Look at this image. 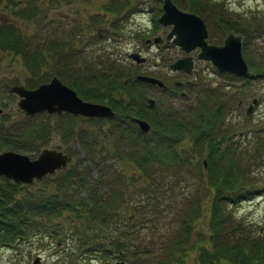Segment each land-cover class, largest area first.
<instances>
[{"label":"rangeland","instance_id":"rangeland-1","mask_svg":"<svg viewBox=\"0 0 264 264\" xmlns=\"http://www.w3.org/2000/svg\"><path fill=\"white\" fill-rule=\"evenodd\" d=\"M196 1L198 4L194 0H173L181 9L195 12L203 17L208 29L209 42L221 44L228 33L240 34L242 54L250 73L260 74L259 70L264 68V0H251L250 4L248 0ZM16 2H20V5H15ZM29 4H43L47 7L38 11L36 19L16 16L12 11L16 6L30 7ZM162 4L163 0H123L115 7L111 5L110 0H0V23L15 24L24 34L29 36L31 33L37 39L49 38L63 43L64 51L68 55L69 50H74L76 69H80L85 62L94 63L102 60L103 58L98 57V54L110 55L105 57H109L110 61H114L117 65L112 70L115 72L114 78L119 75L118 77L125 79L126 82L119 85L121 91L114 95L123 105L108 101L106 97L101 98L98 94L89 95L88 86L95 85V81H99L96 76L103 70L93 69L96 72L94 79H86L83 76L80 80L71 72H63L64 78L60 79L74 88L83 99L111 105L119 116L126 113L127 116L134 114L146 119L150 123L149 133L157 130L154 122L158 119L166 121L171 115H176L177 118L182 117L181 121H187L201 114L205 108L209 111V115L217 110L223 128L226 127L233 137L225 141L227 146L225 151H219L223 159H219L222 166L218 173L229 169L233 157L237 162L234 170L236 173H226L230 178L228 182L233 179L235 181L236 176L241 174L242 177L239 176L238 179L239 185L243 186L242 190L231 196L232 187L226 182L223 186L226 198L223 196V200L221 199L220 208L224 213L231 214L237 223L238 226L231 227V230L235 232L239 241L242 240L246 253L256 254L260 250L264 254V156L260 157L256 154L249 158L251 155L247 153V149L253 150L254 146L262 142L257 140L264 136L263 131H260L261 136L258 139L252 137L264 124V76L250 79L231 72H221L211 61L199 60L196 55L193 67L197 73L187 74L182 70L171 69L169 64L181 56L182 52L179 46L165 40L171 25H162L158 22V17L162 13ZM222 15L233 18L235 27L239 26L240 29L222 27L219 21ZM112 22L117 23L118 29L104 31L103 28L111 25ZM71 28L78 29L83 34L77 38L72 37L69 33ZM93 28H101L103 36L95 37ZM155 36H161L164 40L155 42L153 40ZM147 38L151 41L147 42ZM131 52H139L145 60L138 63L129 56ZM32 71L23 66L19 54L10 50H0V108H2L0 121L1 117L6 119V122L1 124L2 131L4 134L19 136L15 140L17 148L11 149L24 152L33 158L41 148L59 145L68 154L72 151L76 155L77 151H80V155L83 156L77 138L82 130L92 136L97 135L100 140L110 139L112 146L109 149L114 154L129 148L128 145L114 143L117 139L113 129L116 123L112 118L89 119L88 116L79 114L46 111L25 115L17 105L19 96L8 91V87L11 84L33 87L26 84V77ZM137 73L157 76L168 85L175 79L194 80V85L182 86L187 92L186 97L170 96L156 86L135 80ZM48 77L50 79L51 75ZM13 80L16 82H12ZM71 81H74L75 85H71ZM150 96L155 99L153 108L146 105V98ZM254 96L258 101L251 107L250 114L246 115V109ZM140 104L143 105V109L139 108ZM127 105L133 110L130 111ZM168 123L172 122L168 121ZM123 125L125 124H122V127ZM190 142L187 135L183 140L178 141L176 147L181 149ZM204 157L203 154L200 160L194 163L192 166L194 168L184 169L189 178L181 182L183 186L181 199L186 200L192 195L201 197L203 211L194 224L198 228L197 237L201 239L204 237L205 244H208L207 235L210 234L212 227L210 221V214L213 211L212 195L215 192L207 184L211 182L212 172L215 176V169L213 164L211 168L208 167L207 160H205L206 167L203 166L201 169L203 159L206 158ZM112 159L115 164L121 162L116 159V155L109 161ZM122 166L125 175L134 171L132 164L122 163ZM108 176L115 181L116 177L113 173L109 172ZM250 178L254 179L253 182H250ZM67 214L70 215L69 212ZM171 217L170 221H172ZM64 225L70 226L69 217L64 220L63 227ZM149 230V228L145 230L144 236L147 245L148 238L152 237L158 241L157 244H160L159 237L165 233L152 230L153 233L148 234ZM192 234L194 232H190L189 236ZM63 239V242H58L57 234L36 233L24 240L18 239L9 244H0V264H35V259H37L36 264H115L114 259L110 260L108 255H103L98 250L93 253H81L82 250L78 251L79 249L75 248L73 237ZM196 240L198 238L189 242L185 258L178 264H201L196 261V257L199 258L198 246L197 248L194 246L203 240L199 243ZM209 248L212 249L211 246ZM201 258L205 259L203 256ZM214 262L213 264H224L226 261L221 259ZM256 263L260 264L264 261H255L254 264Z\"/></svg>","mask_w":264,"mask_h":264},{"label":"trees","instance_id":"trees-1","mask_svg":"<svg viewBox=\"0 0 264 264\" xmlns=\"http://www.w3.org/2000/svg\"><path fill=\"white\" fill-rule=\"evenodd\" d=\"M110 1L112 6L117 7L123 0ZM18 4L20 5V2L15 3ZM43 4H29L30 7L16 6L12 11L16 16L36 19L38 11L47 7ZM219 21L222 27H226L225 29L227 26L240 29L239 26L235 27V20L228 16L222 15ZM114 23L103 30L107 32L117 30V23ZM93 29L95 37L103 36L101 28L94 31ZM69 33L76 38L83 34L75 28H71ZM53 40L37 39L31 33L29 36L24 34L15 24L0 23V50H10L19 54L23 66L33 70L26 77L27 85L35 86L48 81L50 75L63 79V72H71L80 80L83 76L86 79H94L96 72L93 69L103 70L96 76L99 81L88 86L89 95L98 94L101 98L106 97L108 101L123 105L114 95L121 91L119 85L126 82L125 79H120L119 75L114 78L115 72L112 70L117 65L110 61L109 57L106 58L110 55L98 54L103 61L85 62L80 69H76L74 47L73 51L69 50L68 55L64 51L63 43ZM95 57L97 59V56ZM259 71L261 76H264V68ZM74 83L71 81V85H75ZM208 113L205 108L201 114L187 121H181L182 117L177 118L176 115H171L166 121L158 119L154 122L157 130L150 133L139 131L140 129L135 128L131 121L119 118L116 114L112 117L116 123L113 127L117 137L114 143L128 145L129 148H123L124 150L114 154L109 149L112 146L110 139L100 140L97 135L92 136L82 130L77 138L83 156L80 155V151H77L76 155L70 151L66 168L44 175L31 183L15 182L0 176V244L24 240L36 233L57 234L58 242H63V238L73 237L74 246L79 249L78 251L82 250L81 253H93L98 250L103 255H108L110 260L114 259V262L178 264L184 260L189 242L198 238L197 243L203 240L194 246V248L198 246L199 250V258L196 257L198 263L213 264L214 261L221 259L231 261L230 263L233 261V264H254L255 261H264V254L260 250L256 254L246 253L242 240L239 241L235 232L231 230V227L238 226L237 223L231 214L221 211L219 203L223 196L225 197L224 184L227 182V185L232 187L231 196L236 195L243 186L239 185L238 177L241 174L236 176L235 181L233 179L228 182L230 178L226 173H236L234 170L237 162L233 157L229 169L218 173L222 166L219 159H223L219 151H225L227 148L225 141L233 137L226 127L223 128L217 110L210 115ZM2 118L0 151L3 147L17 148L15 140L19 136L3 133L1 124L5 123L6 119ZM122 124L125 125L122 127ZM256 131L252 137L258 139L261 136L260 131L264 133V124ZM187 135L191 141L189 145L177 149L178 141ZM257 141L262 142L254 146L253 150L247 149V153L251 155L249 158L256 154L264 156V136ZM203 154L206 158L203 159L201 169L203 166L206 167L204 160H207L208 167L211 168L213 164L215 169V176L212 172L211 182L207 184L215 192L212 195L213 211L210 214L212 227L209 236L207 235L208 244H205L204 237L202 239L197 237L198 228L194 224L203 211L201 197L192 195L186 200L181 199L183 196L181 182L189 178L184 169H191ZM114 155L119 162L121 161L120 163H113V159L109 161ZM122 163L132 164L134 171L125 175ZM109 172L115 175V181L110 179ZM253 180L250 178V182ZM170 216L172 221L169 219ZM67 217L70 219V226L63 227ZM148 228L150 229L148 234L153 231L165 233L159 237L160 244L152 237L148 238L147 245L144 236ZM190 232L194 234L189 236ZM202 256L205 259L201 258Z\"/></svg>","mask_w":264,"mask_h":264},{"label":"water","instance_id":"water-1","mask_svg":"<svg viewBox=\"0 0 264 264\" xmlns=\"http://www.w3.org/2000/svg\"><path fill=\"white\" fill-rule=\"evenodd\" d=\"M158 22L162 25H171L166 38L180 46L186 53L172 61L169 64L170 68L191 72L193 58L189 52L199 47L198 57L211 61L219 71L232 72L237 75L249 74L247 61L242 54V36L240 34L228 33L221 44L208 42V30L203 18L195 12L181 9L173 0H163L162 13L158 17ZM153 40L160 42L162 39L161 36H155ZM146 41L150 42L151 39L148 38ZM129 56L138 63L145 60V57L139 52H131ZM136 78L159 86L165 85L163 80L149 74L138 73ZM8 91L19 96L17 105L26 115L41 111L48 113L70 112L90 117H111L114 115V110L110 105L83 99L74 88L65 84L56 75L35 87L11 84ZM254 101L256 98H253ZM154 105L155 99L149 97L148 106L153 107ZM251 107L252 103L248 105L247 113H250ZM1 110L0 108V112ZM133 119L142 131H149L150 124L147 120L138 117H133ZM68 161V153L59 145L43 147L33 158L24 152L4 149L0 151V176L11 178L16 182L30 183L34 179L66 168ZM36 262L37 259H35V264ZM117 264H125V262L118 261ZM224 264L231 263L225 262Z\"/></svg>","mask_w":264,"mask_h":264},{"label":"flooded vegetation","instance_id":"flooded-vegetation-1","mask_svg":"<svg viewBox=\"0 0 264 264\" xmlns=\"http://www.w3.org/2000/svg\"><path fill=\"white\" fill-rule=\"evenodd\" d=\"M203 18V17H202ZM204 20V19H203ZM205 21V20H204ZM205 24H206V22H205ZM206 27H207V25H206ZM208 30V29H207ZM164 39H162V41H163ZM165 40L168 42H171V40H169V39H166L165 38ZM207 40H208V37H207ZM209 42V41H208ZM178 46V45H177ZM180 47V46H179ZM180 49H181V52H182V55L181 56H183V55H185L186 53L184 52V50L180 47ZM199 51H200V48L199 47H196V48H194V49H192L190 52H189V54L192 56V58H193V66H194V62H195V55H196V57H197V59H199V60H205V59H201V58H199L198 57V53H199ZM181 56H179V57H181ZM177 70H182V69H177ZM182 71H184V70H182ZM185 73H187V74H192V73H197L196 72V70L194 69V67L192 68V70H191V72H186V71H184ZM261 76V74H256V73H254V75H252V76H248L250 79H255V78H257V77H260ZM163 80V79H162ZM164 81V80H163ZM165 82V81H164ZM172 82V83H171ZM171 82H169L170 83V85H168L167 83H165V85L164 86H159V85H157V84H150V85H153V86H156L157 88H159L160 90L162 89L163 91H165V92H167L166 94H168V95H170V96H180V97H186L187 96V92L185 91V90H183L182 89V86L183 85H186V86H188V87H191V86H193L194 85V80H189V79H185L184 81H181V80H177V79H175V80H172ZM151 97V96H150ZM148 98L149 97H147L146 99H147V102H146V105L148 106ZM256 98V101H254V103L253 104H255L258 100H257V97H255ZM239 103H241V101H239ZM111 106V105H110ZM128 106V105H127ZM133 106V105H132ZM112 107V106H111ZM129 108H130V106H128ZM149 107V106H148ZM154 107V106H153ZM153 107H149V108H153ZM139 108H141V109H143V105H141L140 104V106H139ZM112 109H113V107H112ZM141 109L139 110V111H141ZM114 110V109H113ZM133 109H131L130 108V111H132ZM115 112V111H114ZM116 115V113H114V115L113 116H115ZM118 116H119V114H118ZM120 118H122V119H128L129 121H131L132 122V125L133 126H135V128H138V130L140 129V127H139V125H138V123L133 119V117H138V118H142V117H140V116H137V115H134V114H129L128 116H127V114L126 113H124V115L123 116H119ZM101 118H106V117H101ZM126 122H127V120H125ZM139 131H142L141 129L139 130ZM143 132V131H142ZM145 133V132H144Z\"/></svg>","mask_w":264,"mask_h":264},{"label":"clouds","instance_id":"clouds-1","mask_svg":"<svg viewBox=\"0 0 264 264\" xmlns=\"http://www.w3.org/2000/svg\"><path fill=\"white\" fill-rule=\"evenodd\" d=\"M248 3L250 4L251 3V0H248ZM237 10H239V9H237Z\"/></svg>","mask_w":264,"mask_h":264}]
</instances>
